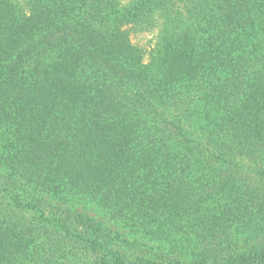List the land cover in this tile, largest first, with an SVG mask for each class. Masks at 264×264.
Masks as SVG:
<instances>
[{"label": "trees", "instance_id": "16d2710c", "mask_svg": "<svg viewBox=\"0 0 264 264\" xmlns=\"http://www.w3.org/2000/svg\"><path fill=\"white\" fill-rule=\"evenodd\" d=\"M0 264H264V0H0Z\"/></svg>", "mask_w": 264, "mask_h": 264}, {"label": "rangeland", "instance_id": "374dc122", "mask_svg": "<svg viewBox=\"0 0 264 264\" xmlns=\"http://www.w3.org/2000/svg\"><path fill=\"white\" fill-rule=\"evenodd\" d=\"M132 39L135 40V41H138L140 42V44H143L145 47H146V51H147V54H146V60L149 59V53H150V50L151 48L154 46V42H151V38L153 37L152 34H149V33H133L132 34ZM149 43V45H148ZM78 210H83L85 213L95 217L96 219H98L100 222H102L103 224H105L107 227H109L111 230H116V231H120L121 233H124L127 235V231L123 229V226L121 225H118V224H115L111 218L102 210H98L94 207H86V208H83V206H77L76 207ZM147 243H152V244H155V245H146ZM140 244H141V248L142 250H144L145 252H153L156 250V248L159 246H156L157 244L154 242V241H151V240H148V239H145V241H140Z\"/></svg>", "mask_w": 264, "mask_h": 264}]
</instances>
